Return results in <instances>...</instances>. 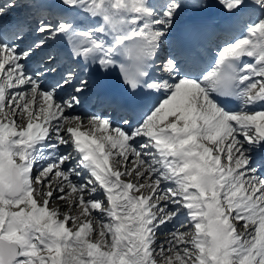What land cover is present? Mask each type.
Returning <instances> with one entry per match:
<instances>
[{
    "label": "snow or ice",
    "instance_id": "obj_1",
    "mask_svg": "<svg viewBox=\"0 0 264 264\" xmlns=\"http://www.w3.org/2000/svg\"><path fill=\"white\" fill-rule=\"evenodd\" d=\"M217 2L228 19L204 66L190 45L164 42L205 0L38 3L27 42L25 22L6 19L17 0L0 2V264H264V176L252 166L260 155L264 167V0ZM92 65L100 77L118 70L130 97L157 99L139 117L132 101L111 116L71 114ZM181 216L189 231L156 252L158 230Z\"/></svg>",
    "mask_w": 264,
    "mask_h": 264
},
{
    "label": "bare ground",
    "instance_id": "obj_2",
    "mask_svg": "<svg viewBox=\"0 0 264 264\" xmlns=\"http://www.w3.org/2000/svg\"><path fill=\"white\" fill-rule=\"evenodd\" d=\"M32 37L33 36H31L30 37V39L29 40H31L32 39ZM28 40V41H29ZM63 96V95H62ZM77 111V109L75 108L73 111H72V113L71 114H74L75 112ZM69 151H71V149H68ZM64 151L63 150H61V149H59V154L60 155H62V153H63ZM68 164H72V162H69V163H67V164H65L64 166H67ZM45 165V161L44 160H40L39 162H38V164H37V166H36V168H35V170H34V172L32 173V178L34 177V176H37L38 174H39V170L41 169V167L42 166H44ZM63 166V167H64ZM72 166V165H71ZM65 168V167H64ZM51 176H54V173L53 174H50V178H51ZM72 179H73V181L74 182H76V180H77V178H75V176H73L72 177ZM53 185H55V180L53 181ZM47 190V189H46ZM147 194V193H146ZM56 199H53L52 201H51V203L50 204H53V206L52 207H56V206H58L59 205V209H60V212L63 210V209H65V208H63V206L62 205H60V203H58V204H56ZM62 203V202H61ZM64 211V210H63ZM70 212H71V214L72 213H74L75 211H76V209L74 210V212L72 211V210H69ZM60 218H62V216L60 217ZM93 218H94V220L95 219H99V217H98V215L96 214V213H93ZM105 220H106V218H104ZM70 222V221H69ZM69 222H68V225H69ZM239 223H244V221H240ZM67 225V226H68ZM174 223L172 222V223H169V224H167L166 226H162L161 227V229H164V228H167V227H174ZM94 226V225H93ZM160 229V230H161ZM187 229H189V228H187ZM241 230H243V226H241ZM189 231V230H188ZM168 240V239H167ZM167 240H166V242H167ZM158 244V241H156V243H155V245H157ZM168 244V243H167ZM166 243H164V245H167ZM156 248H158V247H156Z\"/></svg>",
    "mask_w": 264,
    "mask_h": 264
},
{
    "label": "rangeland",
    "instance_id": "obj_3",
    "mask_svg": "<svg viewBox=\"0 0 264 264\" xmlns=\"http://www.w3.org/2000/svg\"><path fill=\"white\" fill-rule=\"evenodd\" d=\"M140 143H143V142H140ZM66 167H72V166H71V164H68ZM66 167H65V168H66ZM55 202H56V204L60 203V205H62V206H63V204H64V205H65L64 208L67 206V203H66L65 201H64V203H63V201H60V200H56ZM61 202H62V203H61ZM50 205H52V204H50ZM75 209H76V208H72L71 210L74 211ZM63 210H65V209H63ZM63 210L60 212L61 214H62ZM68 211H69V210H68ZM78 212H79V209H77V211H76V215L78 214ZM70 222H71V221H70ZM70 222H69V223H70ZM243 224H244V223H243ZM243 224H242V226H243ZM98 232H99V229H97V230L95 231V233H94V236H95V237L92 238L93 240L96 239V237H97V235H98ZM172 232H173L172 229H170V230H169V229H165L163 233L166 234V235H169V234H171ZM166 244H167V242H166ZM165 249H168V246H165V247H164V250H165ZM165 254L168 255V254H169L168 251L165 252ZM157 256H158V255H157ZM158 260H161V257H160V256H158Z\"/></svg>",
    "mask_w": 264,
    "mask_h": 264
}]
</instances>
